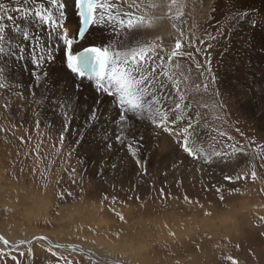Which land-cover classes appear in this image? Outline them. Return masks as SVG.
I'll list each match as a JSON object with an SVG mask.
<instances>
[{"label": "rangeland", "instance_id": "obj_1", "mask_svg": "<svg viewBox=\"0 0 264 264\" xmlns=\"http://www.w3.org/2000/svg\"><path fill=\"white\" fill-rule=\"evenodd\" d=\"M0 1L6 7L15 0ZM118 1L110 3L127 9L122 0ZM184 1H179L184 5L183 15L169 19L173 36L168 40L160 36L164 51H157L164 56V70L179 81L183 104L187 105L172 112L169 120L177 123L171 126L182 132L191 120L189 143L200 151L199 158L179 147L176 141L182 138L156 129L146 114L140 119L130 114L126 142L117 143L114 137L123 125L115 101L102 121L111 138L109 150L91 132L80 137L83 143L78 147L70 148L68 141L61 144L60 110L65 109L63 101L61 107L54 108L52 98L59 96L56 88L63 89L68 78L65 81L61 77L43 93L42 110L39 106L38 111L30 106L25 111L13 110L11 100L18 92L25 94L29 105L35 98L31 96L33 86L42 82L34 81L30 74L31 49L23 37L16 43L17 47L25 46L24 60L1 54L0 68L13 85L10 90L0 89V233L9 242L44 235L56 244H75L123 264H231L225 259L228 256L239 264H264V220L260 219L264 217V56L250 53V63L238 70L235 43L230 53H225L221 44L207 47L214 43L211 35L217 21L223 25L231 20L225 17L222 0ZM153 3L161 0H143L145 8L140 11L149 16L153 12L163 14L165 10L147 7ZM210 5H215V11ZM243 6L259 8L264 14V0H243ZM196 7H200L199 16L194 14ZM172 15L177 16V9ZM235 23L247 31V20ZM98 24L91 37L101 36ZM111 33L107 36L117 50L118 41L127 43L133 36L125 32L115 39ZM263 33L260 26L251 31L257 45L264 44ZM177 39L183 55L169 62L167 54ZM57 48L63 57L62 43ZM56 63L59 68L53 69L62 70L60 61ZM17 76L21 80H14ZM212 76L216 77L214 82ZM151 83L146 87L150 92L167 97L163 108L174 109L175 89L169 86L157 91ZM71 91L72 87L66 95ZM94 96L86 89L80 103L90 105ZM86 111L76 113L74 128ZM129 144L138 150L137 157L128 151ZM217 152L227 155L217 157ZM136 158L141 165L135 163ZM206 159L211 162L206 163ZM253 170L255 180L251 178ZM226 176L232 179L226 180ZM0 248L8 251L1 244ZM12 249L6 259L0 258L3 264H16L13 255L19 264H116L98 262L40 239Z\"/></svg>", "mask_w": 264, "mask_h": 264}, {"label": "snow or ice", "instance_id": "obj_2", "mask_svg": "<svg viewBox=\"0 0 264 264\" xmlns=\"http://www.w3.org/2000/svg\"><path fill=\"white\" fill-rule=\"evenodd\" d=\"M17 4L20 0H16ZM75 13L78 17V25L73 32L67 29L64 18L66 16L67 0H48V4L55 8L59 13V18H54L53 12L45 8L43 4L39 7L32 9L28 7H16L12 9L17 15L13 16L5 8L4 4H0V54L12 55L17 60H24L25 46L19 45L18 50H12L11 47H5L6 33L8 28L4 23L5 18L7 22H12L16 32L20 31V26L15 23L17 18L27 19L28 16L34 15L38 22L41 24L51 26L48 40L51 41L53 33L57 36V41L53 43H41V37L33 35L29 31L23 32V40L28 41V47L31 49L30 61L33 70L30 73L34 81H39L40 75L45 76V83L47 82L48 73L44 70V65L55 64L57 60L56 52L58 51L57 44L63 45V58L60 63L66 67L72 77V91L63 97H53L52 105L54 108L63 107L65 109L60 120L59 138L61 144L65 141L69 142V147H78L83 141L80 140L81 136H87L88 133L94 134L98 142H102L104 149L111 148L108 142L111 138L108 136L107 130L102 123L106 110L112 105L113 101L117 104L118 120L121 122V130L114 137L115 141L120 144H125L126 138L124 133L127 131V126L130 125V114L132 118L140 119L145 114L151 124L163 133L170 136L180 137L176 142L179 147L193 158H199L201 155L198 149H195L194 144H190L191 133L193 124L191 120L188 121L187 126L182 132H177L171 125H175L177 120H169V116L175 110H182L187 108L183 104L184 96L181 94L179 81L174 80L167 71L164 70V56L159 52L164 51V45L160 43V36H156L153 40L147 39L137 40L135 46L128 45L126 41H118L120 50H115L114 46H86L87 37L90 35V28L93 25L102 22L114 23L115 28L121 31L127 30H142L145 28L155 29L158 28L165 19L179 18L183 15V4L178 3V0H161V3H153L147 7L156 9H167L163 14H156L153 12L151 16L147 12H141L142 4L137 3V0H124L127 4V10L122 6L114 3H108V0H72ZM28 0H24L26 5ZM225 10V17H231L227 24H220L217 21L218 27L214 34L211 35V40L214 43L207 44L208 48H215L217 44L222 45V50L225 53L233 51L232 45L236 44L235 57L239 59V64L236 65L238 70H242L250 63V53H255L258 56H264V44L257 45L251 38V31L257 26L264 28V14L261 13L259 8L244 7L243 0H222ZM177 9V16L173 17V9ZM212 11H215V5H210ZM99 18L97 19V13ZM225 17H221L224 19ZM247 20V31L241 29L235 22ZM176 27L175 24L172 25ZM62 30V31H60ZM235 41L233 35L237 34ZM181 35H183L181 33ZM103 39V37L101 38ZM35 41L33 44L32 42ZM80 42V49L74 50V42ZM39 46V49L37 48ZM112 47V50H110ZM182 48L181 41L177 39L175 46L170 53L167 54L169 62L174 57L183 55L180 51ZM159 50V52L157 51ZM159 61V63H157ZM210 65V61L208 62ZM199 67V65H198ZM39 68L41 71L38 73L35 69ZM207 71L211 73L212 69L209 66ZM4 70L0 68V89L10 90L13 85L4 77ZM163 76L165 79H160ZM216 79L212 76V81ZM87 81V84L84 82ZM151 81V88L157 91H162L171 86L177 93V98L172 100L174 109H164L163 102L165 98L156 96V92H150L148 88L143 87L146 83ZM170 82V85H169ZM207 85H205V88ZM85 88H90L95 96L90 105L80 103V94ZM18 96L22 97V93L18 92ZM151 95L152 99L147 100L146 97ZM7 107V103L4 105ZM84 108V118L75 128L73 122L76 120V113ZM180 119V117H177ZM115 123V121H113ZM69 137L73 139L69 140ZM128 151L133 157H137L138 150H134L131 144L127 145ZM243 151V148L240 149ZM217 157H223L226 153H215ZM210 163V160H205ZM103 163V162H102ZM135 163L141 165V160L136 158ZM116 167L115 164L112 166ZM237 179L242 177L237 176ZM246 178V177H245ZM251 178L255 180L257 173L255 170L251 172ZM226 180H231L232 177L226 176ZM219 192L220 189H217ZM223 199V195H221ZM119 215V214H117ZM120 216V219H123ZM264 220V217H260ZM39 239H45L40 237ZM0 243L8 251L0 248V258H7L13 250L10 246L9 240L0 236ZM25 243L20 241V244ZM30 243V241L28 242ZM18 247V246H17ZM56 247H60L57 245ZM75 250V249H74ZM31 251V249H29ZM24 253L21 252L20 255ZM57 255L56 252L52 253ZM12 260L19 264L17 257L13 255ZM231 264H239V262L231 256L225 257ZM0 264H3L0 261ZM65 264H71L70 261H65Z\"/></svg>", "mask_w": 264, "mask_h": 264}, {"label": "bare ground", "instance_id": "obj_3", "mask_svg": "<svg viewBox=\"0 0 264 264\" xmlns=\"http://www.w3.org/2000/svg\"><path fill=\"white\" fill-rule=\"evenodd\" d=\"M14 1V0H13ZM118 0H115V2H117ZM144 1H148V0H144ZM179 1L181 0H178V3H180ZM186 1V0H185ZM184 1V2H185ZM1 2V1H0ZM11 2V1H10ZM115 2H111V3H115ZM119 2V1H118ZM188 4H189V1H187ZM201 2V1H200ZM108 3H110V0H108ZM121 3H123L124 5H127L126 3H124V0L121 1ZM137 3H141L142 4V10L145 8L144 5H143V0H137ZM9 4V2H8ZM6 4L7 6L5 7L10 14H12L13 16H16L17 14L12 11V9L16 8V7H28V8H32V9H35L37 7H39L41 4H43L45 6V8L47 9H50L52 12H53V15H54V18L58 19L59 18V13L56 12L55 8H52L51 5L48 4V0H28V3L25 5L24 4V0H20V3L17 4L16 0L13 2V3H10V5ZM181 4V3H180ZM188 8V7H187ZM186 8V9H187ZM200 8V7H199ZM199 8L197 9L196 7V10L194 12L195 15L199 16V13H201V11L199 10ZM127 10V9H125ZM165 10V11H164ZM3 10H0V13H2ZM66 16L64 18V23L65 25L69 24V32L71 33L72 32V29H73V25H75V22L78 21L77 19V15L75 13V9L73 7V2L72 0H67V7H66ZM164 12L167 11V9H163ZM144 12V11H143ZM99 18V12L97 13V19ZM181 20V19H179ZM69 22V23H67ZM4 23H6V26L8 28V31L6 33V43H5V47L6 45L7 46H10L12 47L13 50H18V47H17V43H16V40L18 41L20 39V37H23V32L25 30L29 31L30 33H32L33 35H38L40 36L42 39H41V43H44V42H49V43H53V42H56V39L54 36L55 33H53L51 35V41L48 40V37H49V33L51 32V26L48 25V26H45L43 24H41L40 22H38V19L34 16V15H30L27 17V19H19L17 18V20L15 21L16 24H18L20 26V31L19 32H16L15 31V28H14V25L12 22H7L6 21V18H5V21ZM99 25V24H98ZM170 21L169 19H165L163 21V23L158 27V28H155V29H151V28H145V29H142V30H133L132 32H128L127 30L125 31H121L119 28H115L114 27V23H109L107 21L105 22H102L100 23V27H99V30L100 33H101V36L97 38L96 37H91V34L94 31L95 29V25L91 26L90 28V35H88L87 37V42H86V46L87 45H98V46H113V41L112 39H110L107 34L111 33L112 31V35L113 36H116L114 37L115 39L116 38H119L120 35H122V33L125 34V32H128L129 34H133V36H131L129 38V40L127 41V44L128 45H131V46H135L136 44V41L137 40H140V39H147L151 36H154V35H159L161 37H163L164 40H168L169 37L173 36V32L171 31V27H170ZM67 27V26H66ZM111 27V31L108 30V28ZM259 28V26H258ZM103 29V30H102ZM98 30V31H99ZM62 31V30H61ZM110 31V32H109ZM262 31V30H261ZM127 33V34H128ZM120 34V35H119ZM19 35V36H18ZM96 35V34H95ZM110 35V34H109ZM111 35V36H112ZM118 35V37H117ZM261 35V34H260ZM122 36H125V35H122ZM120 36V37H122ZM263 36H264V33H263ZM92 38L89 42V38ZM103 37V39H101ZM113 38V39H114ZM121 39V38H120ZM124 39V38H123ZM122 39V40H123ZM27 43L29 44V42L27 41ZM33 44L35 43V41L32 42ZM26 44V43H25ZM37 48L39 49V46H37ZM73 48L74 50L80 48V43L79 44H73ZM119 48V47H118ZM28 49V48H27ZM110 50H112V47H110ZM115 50H117L115 48ZM61 51V50H60ZM62 53V52H61ZM56 56H57V60L56 62H59L63 57H59L60 55H58V52H56ZM10 57V56H9ZM11 58H14L13 56ZM0 60H3L2 59V55L0 54ZM58 63H55V64H51V65H48V64H45L44 65V70L47 71L48 73V77H47V82L45 83V76L44 75H40V79L39 81H36L38 83H41L39 84H35V87L33 86V93L31 94L32 95H35V98L32 100V102L28 105V102H27V98L25 97V94L22 93V97L21 96H18V97H15V98H12L11 102H12V105L10 106L11 109L13 110H16L17 108H19V110L21 111H25L27 110V108L30 106L31 108H35L36 107V110L38 111V106L40 107L41 109V103H42V95L44 92L47 91V89L53 85V83L57 82L61 77L66 81V78H68V80L66 82H64L65 86L64 88L60 89V88H56L58 93H59V96L58 97H63L66 95L67 93V90L68 89H71V85H72V82H71V75L69 73V71L66 69V67L64 66L61 69H53V68H56L58 67L57 66ZM60 64V63H59ZM59 68V67H58ZM39 69V68H38ZM53 69V70H52ZM51 70V71H50ZM41 71V70H40ZM33 77V76H32ZM17 79H20V77H16L14 80H17ZM21 80V79H20ZM10 81V80H9ZM151 83V81H149ZM149 82L145 85H143V87H147ZM85 84H87V81L84 82ZM45 85H46V88H45ZM59 85V84H58ZM86 89H89L91 90L90 88H85L84 90ZM12 91V90H11ZM92 91V90H91ZM93 92V91H92ZM84 93V91L82 92ZM86 93V92H85ZM90 93V92H89ZM87 94V93H86ZM93 94V93H92ZM81 95V94H80ZM87 98V97H85ZM90 98V97H89ZM91 99V98H90ZM36 101H39V102H36ZM89 102V101H88ZM42 110V109H41ZM33 112V111H32ZM12 113H14V111H12ZM64 112L60 110V115L63 114ZM25 115V114H24ZM21 116V115H20ZM23 117V116H22ZM21 118V117H20ZM61 119V118H60ZM59 120V119H58ZM177 132H181V131H177ZM172 137V136H171ZM175 137V136H174ZM168 142V141H167ZM170 143V142H169ZM176 145V144H175ZM174 145V146H175ZM176 147V146H175ZM174 148V147H173ZM164 148H162V150H164ZM175 149V148H174ZM166 162H169V159H166L165 160ZM175 161V160H174ZM177 161V160H176ZM184 162V161H182ZM170 163V162H169ZM184 164V163H182ZM33 237V236H32ZM35 237V236H34ZM33 237V238H34ZM37 237V236H36ZM46 237V236H45ZM5 238V237H4ZM48 238V237H47ZM6 239V238H5ZM29 239V238H28ZM32 239V238H31ZM40 240H43L45 241L44 239H40ZM20 241H23V240H20ZM19 241H15V242H10L11 243V248H16L17 246H14L15 243H17ZM54 243V242H53ZM2 245V243H0ZM30 244V243H29ZM56 244V243H55ZM57 245H60V248H61V244H57ZM64 245V244H63ZM3 246V245H2ZM4 247V246H3ZM68 248H66V250H71V251H75V252H78V253H82V254H89L88 256L93 258L94 260H99L100 262H103V260H108L102 256H100L99 254H92L91 252H89L88 250L78 246V245H75V244H70V245H67ZM75 249V250H74ZM85 250V251H84ZM85 252H89V253H85ZM91 255V256H90ZM116 262V261H115Z\"/></svg>", "mask_w": 264, "mask_h": 264}, {"label": "water", "instance_id": "obj_4", "mask_svg": "<svg viewBox=\"0 0 264 264\" xmlns=\"http://www.w3.org/2000/svg\"><path fill=\"white\" fill-rule=\"evenodd\" d=\"M0 236H3L1 233H0ZM4 237V236H3ZM40 237H44L45 239V242L47 243V244H49L50 246H53V247H56L57 246V244H55V243H53L49 238H47V237H45L44 235H38L37 237H34V238H32V239H29V240H27V241H24L25 243H23V244H29L28 242L30 241V243L33 241V240H35V239H39ZM10 243V242H9ZM18 245H21L20 244V241L19 242H17V243H15L14 244V246H18ZM10 246H12L11 245V243H10ZM61 247H63V248H68L67 247V245H62ZM85 251V250H84ZM85 253H89V252H85ZM86 255V254H85ZM89 254H87V256H88ZM91 256V255H90ZM91 257H93V256H91ZM94 258V257H93ZM95 259V258H94ZM96 261H98V262H100L99 260H96ZM103 262H109V263H116V264H123V263H121V262H119V261H113V260H110V259H108V260H103Z\"/></svg>", "mask_w": 264, "mask_h": 264}]
</instances>
